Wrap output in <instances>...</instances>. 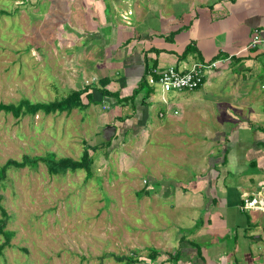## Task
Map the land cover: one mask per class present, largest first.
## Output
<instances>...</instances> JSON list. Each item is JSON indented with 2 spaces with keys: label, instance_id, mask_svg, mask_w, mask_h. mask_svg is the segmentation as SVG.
<instances>
[{
  "label": "rangeland",
  "instance_id": "1",
  "mask_svg": "<svg viewBox=\"0 0 264 264\" xmlns=\"http://www.w3.org/2000/svg\"><path fill=\"white\" fill-rule=\"evenodd\" d=\"M97 1L105 5L102 18ZM121 5L127 11L123 0H0V101H51L90 84L85 59L102 49L94 36L103 29L100 20L132 17L128 12L121 17V9L114 8ZM149 86L155 89L150 107L154 122L175 123L174 117L158 116L164 110L157 101L162 91L148 82L144 89ZM176 93L166 92L171 106ZM112 112L105 101L70 113L15 118L0 112V166L47 152L80 159L85 143L97 145L112 137L108 146L89 150V177L83 169L50 175L43 163L6 170L0 203L9 215L6 228L14 234L0 264H124L129 256L140 258L136 264H155L147 255L152 244L160 246L161 222L169 216L166 196L158 195L154 202V191L161 192L163 183L187 180L193 170L178 155L181 141L175 132L168 139L153 124L148 142L140 147V137L108 133L119 122ZM122 112L118 119L124 118ZM187 143L185 154L190 155L195 140ZM3 239L0 234V243Z\"/></svg>",
  "mask_w": 264,
  "mask_h": 264
},
{
  "label": "crops",
  "instance_id": "2",
  "mask_svg": "<svg viewBox=\"0 0 264 264\" xmlns=\"http://www.w3.org/2000/svg\"><path fill=\"white\" fill-rule=\"evenodd\" d=\"M123 1L127 11L123 5L115 10L132 17L100 20L103 29L94 36L102 49L93 48L96 55L85 59V78L91 82L85 86H98L100 78L108 77L105 87L128 98L142 76L155 69L218 60L199 88L175 91L173 106L161 90L157 101L164 110L158 116L174 117L172 124L156 123L151 116L155 89L148 96L143 89L122 104L88 90L119 121L120 128L108 133L140 137L142 147L154 124L168 139L170 132L177 134L178 155L191 163L187 180L163 183L161 192L154 189V202L166 196L169 217L161 222L160 246L152 244L159 255L150 263L264 264V209L243 206L244 198L264 200V0ZM96 6L102 18L105 5L97 1ZM255 32L260 41L250 46ZM188 45L192 51L182 56ZM119 109L124 118L118 119ZM191 138L189 155L185 149Z\"/></svg>",
  "mask_w": 264,
  "mask_h": 264
},
{
  "label": "trees",
  "instance_id": "3",
  "mask_svg": "<svg viewBox=\"0 0 264 264\" xmlns=\"http://www.w3.org/2000/svg\"><path fill=\"white\" fill-rule=\"evenodd\" d=\"M192 51L191 45L186 46L182 56H186ZM110 81L108 77H103L99 79V85L96 86L92 84L90 87L85 86L84 88L71 89L67 95L60 99H55L51 101H32L26 97L19 99L17 102H2L0 101V112L11 114L15 118H19L24 115H35L38 112L44 114H50L55 112H67L70 113L73 109H83L88 107L92 102H98V98H95L92 92H89V88L93 90H98L101 93L102 99L104 97H115L117 102L122 104L124 100L133 99L137 93L147 86L146 76H142L138 84L137 90L132 93L131 96L119 98L114 92L108 90L105 86ZM153 87H147L145 89V96H148L153 92ZM83 98H86L84 102ZM112 138V137H111ZM110 140H106L97 145H90L85 143L82 155L80 159H73L71 157H59L56 158L55 152H47L43 155L29 156L24 155L21 160L17 161L15 159H8L2 166H0V181L5 178L6 170L10 167L22 168L29 166L31 168H36L39 163H43L47 172L50 175L64 174L66 171H76L83 169L86 171L87 176H91V166L93 163V158L89 153V150L95 151L96 149L102 147L103 145H109ZM2 196L0 195V200ZM9 218L8 213L0 203V234L4 238L0 243V255H3L4 248L10 244V239L14 234V231L6 228L7 220ZM151 252L147 255V261H153L159 255V251L155 248L150 250ZM140 261V258L127 257L124 264H136Z\"/></svg>",
  "mask_w": 264,
  "mask_h": 264
},
{
  "label": "built area",
  "instance_id": "4",
  "mask_svg": "<svg viewBox=\"0 0 264 264\" xmlns=\"http://www.w3.org/2000/svg\"><path fill=\"white\" fill-rule=\"evenodd\" d=\"M123 17L126 18V15L124 14ZM259 41V35L255 32L249 45L256 46ZM217 63L218 60L195 62L185 69H178L171 65L163 69L153 70L146 79L149 84H158L163 92L194 90L203 84L206 74L210 69L216 68ZM174 112L176 113V111ZM160 115L163 114L160 112ZM243 206L253 210L264 209V200L259 197L244 198Z\"/></svg>",
  "mask_w": 264,
  "mask_h": 264
}]
</instances>
